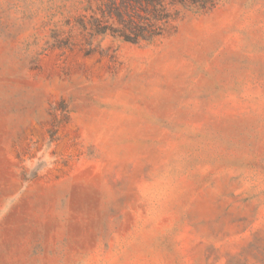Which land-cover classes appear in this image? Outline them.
Instances as JSON below:
<instances>
[{
  "label": "rangeland",
  "instance_id": "1",
  "mask_svg": "<svg viewBox=\"0 0 264 264\" xmlns=\"http://www.w3.org/2000/svg\"><path fill=\"white\" fill-rule=\"evenodd\" d=\"M103 0H0V264H264V0L138 45Z\"/></svg>",
  "mask_w": 264,
  "mask_h": 264
},
{
  "label": "trees",
  "instance_id": "2",
  "mask_svg": "<svg viewBox=\"0 0 264 264\" xmlns=\"http://www.w3.org/2000/svg\"><path fill=\"white\" fill-rule=\"evenodd\" d=\"M217 0H103L95 35L124 43H150L166 35L182 13L211 10Z\"/></svg>",
  "mask_w": 264,
  "mask_h": 264
}]
</instances>
